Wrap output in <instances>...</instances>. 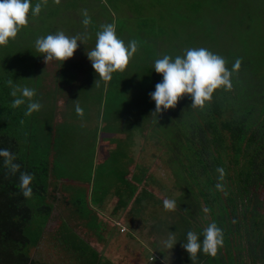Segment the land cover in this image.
<instances>
[{
    "label": "trees",
    "instance_id": "16d2710c",
    "mask_svg": "<svg viewBox=\"0 0 264 264\" xmlns=\"http://www.w3.org/2000/svg\"><path fill=\"white\" fill-rule=\"evenodd\" d=\"M37 2L42 4L40 13L35 17L29 13V23L0 46V148L9 149L20 164L13 174L0 158V264L112 263L81 234L80 226L72 220L64 225L69 218L57 206L62 204L60 199L67 200L51 179L55 175L54 159L49 156L53 129L48 134V118L37 134L32 122L48 110L47 100H55L45 98L43 55L35 49L36 39L67 30V25L69 30H101L109 23L126 45L136 40L138 47L125 70L114 72L108 83H92L98 74L90 67L88 82L96 92L89 100L99 97L105 111L124 100L130 103L135 86L142 95H150L162 79L152 69L154 61L164 55L182 56L188 48L203 47L223 57L229 69L240 61L231 76V89H216L204 107L191 106V96L185 94L174 108L159 113L163 122L158 130L166 135L158 139L166 161L176 164L181 191L177 212L166 210L175 212L184 236L188 231L201 234L213 222L222 229L224 243L216 256L199 252L194 264H264V0H32ZM84 10L91 18L87 26L82 23ZM73 62L67 59L64 67L53 69L64 87L72 86L75 73L66 65ZM10 80L35 89L32 99L41 104L40 110L25 115L27 101L12 107ZM55 105L47 113H54ZM145 126L149 134L151 120ZM218 168L224 170L222 179ZM21 172L33 176V192L27 198L18 186ZM163 189L157 188L156 201ZM186 190L197 203L199 198L205 202L210 215L205 226L193 220L196 216L188 207L193 202L185 198ZM131 197L127 204L138 203ZM196 199L194 206L199 207ZM160 201L159 208L165 209L164 198ZM49 221L56 223L51 226ZM63 230L71 231L72 239H63ZM187 253L182 249L183 264H190Z\"/></svg>",
    "mask_w": 264,
    "mask_h": 264
},
{
    "label": "rangeland",
    "instance_id": "374dc122",
    "mask_svg": "<svg viewBox=\"0 0 264 264\" xmlns=\"http://www.w3.org/2000/svg\"><path fill=\"white\" fill-rule=\"evenodd\" d=\"M80 11L82 12L81 9ZM64 27L67 30L57 31H62L67 36H74L78 34L86 36L85 44L78 42L79 47L75 51L73 57L68 58V60H72L73 58V64L69 66L66 65L68 70H71L72 68L75 73L74 78L71 80L72 91L75 93L73 95L75 102H73V98H69L68 100H64V104H61V98L58 96L60 93L64 92L63 89H65V87L59 76L55 81L54 89H48V91L45 93L46 100L47 97L55 98V103L54 101L47 100L46 104L50 112L52 109H54V104H56L54 113L49 114L47 113L48 110L40 112L39 119H36V121L34 120L32 122H34V129L36 130L37 134H40V132H38V127L44 125L49 118V122L47 123L48 134L50 133L51 129H53V132L51 133L52 139H50L51 145L49 156L54 159V162L52 161V163L55 174L58 175L59 173V177L68 181L66 186H68V184L72 185L77 183V185H74V187H76L74 190L75 193L71 197L74 206L70 208V210L68 209L66 214L70 216L72 220H74V225H80V227L86 231V234L90 238H95L94 236L96 234L101 240L102 231H110L114 229L115 226L111 224L112 221L106 220L104 218L102 220L105 225L103 228H101L99 218L97 223L87 222L84 218V215H87V213L91 212L92 205H94V207H99L103 211L109 213L104 205L98 204L97 196L94 197L91 204L92 197L87 196L86 194L90 193L88 186L90 179L88 174L90 173L91 175L92 160L98 144L96 141H99V138H104L105 140L107 139L109 141L116 142V145H113V147L110 149V153L113 155L111 166L116 168H119L117 166L118 164H116V160L122 162L124 159L123 167H125V165H127L125 155H127V153L132 149L133 151L138 150L140 155H144L142 158V164H140L137 168L139 172L138 174L141 175V182H139V187L135 192L136 194L132 191H129V193L125 196L127 200L132 196L134 202L137 201L138 203L135 205L130 204L131 206L125 203V205H129V216L133 218L141 216V225L139 227L137 226V233H134V236L130 238L129 243L126 242L127 249H129L131 245L132 248H137L136 246H139V250L141 252L139 256L141 259L143 258L142 261L147 263H150L149 257H153L155 258L153 261L154 264H183L180 260L182 258V249H184L182 245L184 243L183 239L185 236L179 232V230H182V225H178L177 217L174 211H167L166 209L159 208L160 206L158 204L162 203V201H160L162 200V197L164 200L171 199L176 202V199L181 192L177 183V176L174 173L176 164L174 165V162H169V160L166 161L167 159L165 158L167 154L165 152L164 145L162 141L158 139L159 135H166L163 131L161 132L158 130V128H160L159 124H162L163 122V118H160L159 113L156 114L154 112L155 108L151 107V96L142 95V92H138L136 90L137 86H135L134 91H132L131 94L130 103L124 100L119 102V104L116 106L112 105L113 108L111 109L107 108L106 111L105 107H103L101 110V113H103L100 115V118L97 116V120H95L97 109H99L100 106L98 101L94 100L91 103V100H89V97H91L96 91H94V87L91 88L92 85H89L88 82V71L91 70L90 67H92V64L86 55V51L91 50L95 46L96 32L99 30H90L88 28H83L81 30L80 28L78 30H69V25ZM42 63L44 67L42 77L47 79H52L56 76L57 71L53 70L54 68L64 67L65 65L64 62L55 60L46 64L44 59H42ZM76 68L79 70L77 71ZM129 72L130 71H128V73ZM133 77H136V80L138 81V76L133 75ZM131 85L134 86V84ZM68 104L70 108H73L74 114L67 111L64 107V105L68 106ZM77 104H79L84 109L83 116L77 115L75 111ZM106 119L108 120L106 123H104ZM150 120L152 122V127L150 128L148 134V131L144 130L146 129L145 125L148 124V121ZM104 133L111 135L107 137L104 136ZM135 134H137L136 139ZM147 134L148 136H146ZM43 136H46L44 131L42 137ZM143 144H145V147ZM157 148L162 150L164 153L162 156V152L158 151ZM138 153H132L130 157L135 159L137 158ZM129 167L131 168L130 164ZM149 168H152V170ZM119 173L120 172H116V178H119H115V186L118 185L120 179L126 175L124 170H122L120 174ZM138 174L131 173V175H134V177H136ZM100 178L101 176L99 175L97 179H93V183L96 185V187L98 184L97 181ZM100 181H102V179ZM153 182H155V188L151 190L149 187L153 185ZM122 183H125V181ZM160 187L164 189L162 191L161 197L156 201L154 196L156 197L158 193L157 188ZM120 193H124V188L119 190H116L115 188V191L114 189L112 190L111 194L109 195L111 198L110 201L115 200V203L112 205H120L118 203ZM183 193L188 201L191 200V202H193L188 205L190 211L196 216V219L193 220L205 226V220L210 219L205 202L199 198L200 203H197L198 200L195 198V196L187 190ZM195 199L196 203L198 205L200 204L199 207L194 206ZM75 208L76 210H74ZM175 208L177 212V202ZM205 209L207 211H205ZM90 221H94V219L91 218ZM67 224H69V220H67L66 224L64 225ZM50 225H55V222H52ZM122 226L123 225L121 224V227ZM124 227L125 226H123L121 230L118 228L116 233L117 236L121 237L122 239L126 237V241H128V236L132 234L131 225L129 224L127 229ZM125 230H127V232H123ZM65 232L66 230H63L62 232V235L64 236L63 239H72L70 234L73 233L71 231H68L67 233ZM169 236H174L175 240L177 241L176 245L172 249L166 248L164 246V241ZM144 240L156 243V248H152ZM84 241L87 242L85 239ZM87 244L88 243L83 244L84 248L87 247ZM158 247L163 249L164 252L163 250H159ZM163 253H165V255H163ZM118 255L119 254H114V256ZM188 257H190V254H188ZM114 261L115 259H111V262ZM191 262L192 260L190 258L189 263L191 264Z\"/></svg>",
    "mask_w": 264,
    "mask_h": 264
},
{
    "label": "clouds",
    "instance_id": "9594fccd",
    "mask_svg": "<svg viewBox=\"0 0 264 264\" xmlns=\"http://www.w3.org/2000/svg\"><path fill=\"white\" fill-rule=\"evenodd\" d=\"M41 8V3L32 4V0H0V46L14 39L19 30L29 23V13L35 17L40 13ZM83 16L82 23L87 26L91 22L87 10H84ZM85 40V35L67 36L64 32L57 31L37 38L35 49L43 55L46 64L54 60L64 62L73 57L79 47L78 42L85 44ZM137 47L136 40H130L126 45L117 36L116 26L109 23L102 25L101 30L96 32L95 46L87 50L86 55L99 80L109 81L114 72L125 70ZM239 68V60L229 69L223 57L203 47L188 48L182 56L164 55L156 59L152 69L161 74L162 79L156 83L155 89L150 93L151 99L155 102L154 112L160 113L174 108L185 94L191 96V106L204 107L206 102L211 100L216 89L221 87L231 89L232 73ZM8 84L11 86L10 94L14 97L12 107L21 106L27 101L25 115L40 110L41 104L32 99L36 95L35 89L14 85L11 80ZM75 111L79 116L84 115V109L79 104L76 105ZM0 158H3L4 165L13 174L19 171L20 164L15 163L16 157L9 149L0 148ZM217 171L222 179L224 170L218 168ZM32 180V174L20 173L18 186L26 198L32 195ZM216 187L220 188L221 185L217 184ZM163 205L165 209L172 210L176 207V202L165 199ZM183 240L182 246L190 254L193 264L199 252L216 256L218 248L224 243L223 231L214 222L209 223L201 234L188 231ZM176 243L175 237L169 236L164 241V246L172 249Z\"/></svg>",
    "mask_w": 264,
    "mask_h": 264
},
{
    "label": "crops",
    "instance_id": "0c3cea01",
    "mask_svg": "<svg viewBox=\"0 0 264 264\" xmlns=\"http://www.w3.org/2000/svg\"><path fill=\"white\" fill-rule=\"evenodd\" d=\"M56 79H57V76L53 77L52 79L51 78L50 79L45 78V84H47V86H48L47 90L52 89V88L54 89ZM99 82L101 83L103 81L99 80V78H94V80L92 81V83H95V84L96 83L99 84ZM105 82L108 83V81H105ZM63 91L64 92L59 94V96L61 98V104H64V100L65 99L68 100L69 98H73V102H75V98L73 97V95L75 93L72 91V86H70V85L67 87L65 86V89H63ZM98 99H99V97H98ZM98 99H94V100L98 101ZM102 100H104V99H102ZM102 102L101 103L99 102L100 107H99V109H97V114L95 116V120H97V118H96L97 116H99V118H100V115L103 113V112L101 113V110L105 106V103H104V101H102ZM64 107L66 108L67 111L74 114L73 108H70L69 104H68V106L64 105ZM90 118H91V115H90ZM110 135L111 134H108L106 136L109 137ZM136 137H137V134H135V139H136ZM96 143H98V144H97V148L95 149L93 160H92L91 175H90V173L88 174L89 179H90V181L88 183L90 193H86V194H87V196L92 197L91 204L93 202L94 197L97 196L98 197V204L104 205L110 214L106 211H103L101 208L94 207V205H92L91 206V212L87 213V215H84V218H85V220H90L91 218H93L94 221H91L92 223H94V222L97 223L98 218H99L101 228H103V226H105L104 222L102 221L104 218L106 220L112 221L111 224L114 225L115 228L110 230V231H105V230L102 231L101 232V240L99 239V236L96 234L94 236L95 238H93V237L90 238L86 234V231L82 227H80L82 229L81 234L86 236L87 238H89L92 245H94L99 250H101L102 254H104V256L106 258H108L110 260L115 259V261L112 262L111 264H154L153 261L155 260V258H153V257H149L150 263L142 261L143 258L141 259V257L139 256V254L141 253L139 250V246H136L137 248H135V247L132 248V245H131L129 247V249H127V244H126V242L129 243V240L132 236H134V233L135 232L137 233L136 229H138V227L141 225V216L133 218V217L128 215V213H129L128 207L131 203H129V205H125V203H126L125 200H127L125 198V196L129 193V191H132L133 193H135L139 187V182H141V180H140L141 175L138 174L139 172H138L137 168L139 167L140 164H142V158L144 155H140L138 153V150L133 151V149H132L130 152L127 153V155H125L127 165H125V167H123L124 159L122 162L116 160V164H118L117 166L119 167V168H116L114 166H111V160H112L113 155L110 153V149L113 147V145H116V142L115 141H109L107 139L105 140L104 138H101V139L99 138V141L97 140ZM143 145L145 147V144H143ZM135 152L138 153L137 158L132 159V157H130V156L132 153H135ZM108 158H109V160H108ZM91 159H92V156H91ZM129 164H130L131 168L129 167ZM122 170L125 171L126 175H124V177L122 179H120L118 185L115 186L116 179L119 178L118 176H117L118 178H116V172L121 173ZM150 170H152V168H150ZM131 173L138 174V175L136 177H134V175H131ZM99 175L101 176V178L97 181L98 184L96 187V185L93 183V179L94 180L97 179V177H99ZM51 179L53 181V186L58 188V191L60 192V196H64L65 199L67 200V202L65 203L63 201V199H60V201H62V202L59 201L58 203H62V204H59L57 206V210L61 211V213H63L64 211L67 212L68 209L70 210V208H72L74 206L71 197L75 193L74 190L76 187H74V185H77V183L72 184V185L68 184V186H66L68 181L59 177V173H58V175L57 174L53 175L51 177ZM101 179H102V181H100ZM123 181H125V183H122ZM70 183H74V182H70ZM121 183H122V185H121ZM144 184H145V181H144ZM107 188H108V190H107ZM115 188H116V190L124 188V193H122V194L120 193L119 198H118V203L120 204L119 206L112 205L113 203H115V200L110 201L111 198L109 197L112 190L114 189V191H115ZM149 188L152 190L155 187L152 185ZM144 190H147V189H144ZM57 210H55L53 214H55V212ZM74 210H76V208ZM66 216L69 218V219L67 218L68 220H72L70 218V216H68V215H66ZM62 220H63V217L61 215L58 218V224L59 225L61 224ZM73 221L74 220H72V222ZM51 223H52V221L48 222V224H51ZM121 224L123 226H125L124 228H126V229H127L129 224L131 225L132 234L130 236H128V241H126L127 240L126 237H124L122 239L121 237L117 236L116 230L118 228H120V230L122 229L123 226L121 227ZM75 226H80V225L76 224ZM123 232H127V230H125ZM144 241L147 244H149L152 248H156L155 247L156 243H154L152 241H146V240H144ZM158 249L163 250V249H160V247H158ZM163 252H164V250H163ZM114 254H119V255L114 256ZM163 255H165V253H163ZM159 264H162V263H159Z\"/></svg>",
    "mask_w": 264,
    "mask_h": 264
}]
</instances>
